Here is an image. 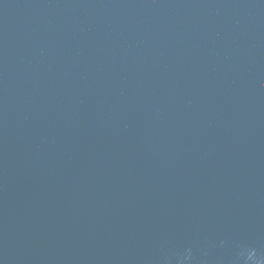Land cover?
I'll use <instances>...</instances> for the list:
<instances>
[{"label": "water", "instance_id": "water-1", "mask_svg": "<svg viewBox=\"0 0 264 264\" xmlns=\"http://www.w3.org/2000/svg\"><path fill=\"white\" fill-rule=\"evenodd\" d=\"M0 264H264V0H0Z\"/></svg>", "mask_w": 264, "mask_h": 264}]
</instances>
